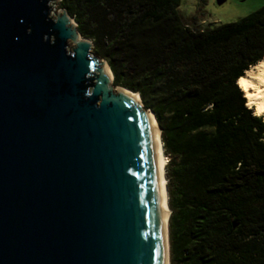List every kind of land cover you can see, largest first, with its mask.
<instances>
[{
	"label": "water",
	"instance_id": "1",
	"mask_svg": "<svg viewBox=\"0 0 264 264\" xmlns=\"http://www.w3.org/2000/svg\"><path fill=\"white\" fill-rule=\"evenodd\" d=\"M53 1L0 0V264H169L154 119Z\"/></svg>",
	"mask_w": 264,
	"mask_h": 264
},
{
	"label": "trees",
	"instance_id": "2",
	"mask_svg": "<svg viewBox=\"0 0 264 264\" xmlns=\"http://www.w3.org/2000/svg\"><path fill=\"white\" fill-rule=\"evenodd\" d=\"M60 5L160 124L172 264H264V117L238 86L264 58V6L195 30L181 0Z\"/></svg>",
	"mask_w": 264,
	"mask_h": 264
},
{
	"label": "rangeland",
	"instance_id": "3",
	"mask_svg": "<svg viewBox=\"0 0 264 264\" xmlns=\"http://www.w3.org/2000/svg\"><path fill=\"white\" fill-rule=\"evenodd\" d=\"M60 3L61 0H54L52 2V5L58 9V14L62 13V8ZM263 6H264V0H181V5L178 11L182 19L185 21V23L189 24L191 28L195 30L197 29L203 30L207 28L212 29L221 24L236 22L250 15L251 13L259 10ZM92 55L95 56L97 59L106 62L105 60L97 57L94 54L93 48H92ZM112 87L113 89H118V90L122 88L120 86L114 85V81H112ZM140 99L143 107L145 108L142 98ZM159 128L161 130L160 124H159ZM161 136H162V130H161ZM166 157H167V165H168L170 161V157L167 155ZM167 165H166V178L168 180ZM170 256H171L170 261L172 264L171 240H170Z\"/></svg>",
	"mask_w": 264,
	"mask_h": 264
},
{
	"label": "bare ground",
	"instance_id": "4",
	"mask_svg": "<svg viewBox=\"0 0 264 264\" xmlns=\"http://www.w3.org/2000/svg\"><path fill=\"white\" fill-rule=\"evenodd\" d=\"M78 41L84 42L85 40L80 37L78 38ZM106 66L111 75V80L109 82V85L112 87V81H113L112 71L108 65ZM238 86L245 94V98L247 99V107L255 109L256 116H264V58L245 72V75L238 80ZM122 90L126 91L127 93L135 97L139 102V104L141 105V107L143 106L141 99L137 93H134L130 90L123 88ZM148 113L152 115L156 128L158 129L159 132V142H160L161 154L163 159L164 197H165L166 207L169 213L167 217L166 237H167L168 259H169V264H171L170 237H169L170 235L169 223H170L171 209L169 205L168 180L166 178L167 157L165 155L161 130L159 128L158 121L152 112L149 111Z\"/></svg>",
	"mask_w": 264,
	"mask_h": 264
}]
</instances>
